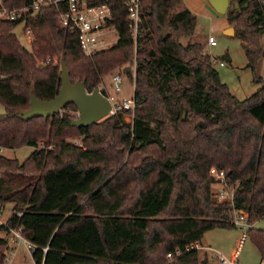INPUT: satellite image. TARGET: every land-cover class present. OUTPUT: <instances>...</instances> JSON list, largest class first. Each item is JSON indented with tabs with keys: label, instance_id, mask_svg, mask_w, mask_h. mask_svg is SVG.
Returning <instances> with one entry per match:
<instances>
[{
	"label": "trees",
	"instance_id": "obj_1",
	"mask_svg": "<svg viewBox=\"0 0 264 264\" xmlns=\"http://www.w3.org/2000/svg\"><path fill=\"white\" fill-rule=\"evenodd\" d=\"M235 1L227 22L254 73L264 59V0ZM140 2L135 40L116 0L110 24L118 41L90 56L60 25L59 6L0 21V150L33 148L22 162L0 154V208L11 206L7 224L35 247L34 264H214L186 249L208 231L234 228V210L252 224L264 217V85L236 99L192 40L196 15L180 8L183 0ZM19 25L32 31L29 49L13 33ZM52 57L59 64L45 63ZM61 61L71 83L85 81L89 93L135 62L134 78L126 76L133 112L77 128L69 104L47 119L22 120L32 95L50 101L58 94ZM212 168L239 182L232 206L217 201ZM246 236L264 264V230L251 227ZM7 250L0 238V264Z\"/></svg>",
	"mask_w": 264,
	"mask_h": 264
},
{
	"label": "built area",
	"instance_id": "obj_2",
	"mask_svg": "<svg viewBox=\"0 0 264 264\" xmlns=\"http://www.w3.org/2000/svg\"><path fill=\"white\" fill-rule=\"evenodd\" d=\"M119 1H121V4L127 12V20L132 31V37L135 40L142 20L141 2L140 0ZM115 2L116 0H31L29 6H24L20 9L9 10L0 6V21H16L19 18H26L42 8L59 6L61 9L58 16L60 25L76 35L79 47L86 56H90L97 51L114 46L118 41L117 31L115 27L110 24L114 17ZM23 35L28 44L32 42L33 34L30 28H23ZM207 44L210 47L216 46L213 37L208 38ZM212 62L217 64L215 59H212ZM45 63L52 65L59 64L56 57L47 58ZM219 65L223 66V63H220ZM129 67L131 68L130 73L132 78H134L135 62ZM122 75V70L111 75L113 90L116 93L121 90ZM105 96L111 105L110 116L123 111L133 112V98L121 102H115L111 97H108L107 95ZM74 143H77V141ZM209 174L213 178V186H216V190H213V193L217 201L229 203L232 206L235 190L237 189L239 182L229 184L226 180V174L223 171H217L214 168L210 169ZM4 212L5 210H1L0 208V232L2 233L0 238L5 239L8 245L3 264H11L10 258L15 255L16 247L18 246L23 247L27 256L30 258L31 263L34 264L32 261V253L35 251V247L20 235V229L14 230L8 226V216L4 218ZM16 215L21 216L20 213H16ZM231 223L233 226H241L245 233L240 237L239 245L230 258H225L220 254L216 255L215 258L218 264H236L238 248L246 239L248 229L251 228V225L247 222V214L242 211L234 210ZM203 249L209 250V248H203L200 244H193L189 246L186 251L196 250L198 252ZM170 256L171 254L168 255V258H170Z\"/></svg>",
	"mask_w": 264,
	"mask_h": 264
},
{
	"label": "rangeland",
	"instance_id": "obj_3",
	"mask_svg": "<svg viewBox=\"0 0 264 264\" xmlns=\"http://www.w3.org/2000/svg\"><path fill=\"white\" fill-rule=\"evenodd\" d=\"M1 2L2 0H0V4ZM235 2V0H230L228 10L232 8ZM198 3L199 4L196 6L201 7V10L195 14L196 30L192 40L202 44L204 51L212 59L217 61V64H214V66L219 73L220 81L228 87L232 96L243 101L255 94L264 85V59L258 63L253 73L251 69L247 67L248 60L244 52L243 42L235 35L233 37H227L224 34L226 29L233 28L231 25H228L227 13L224 16L218 15L207 0H198ZM182 7H185L184 4L180 6V8ZM180 8L174 9V12ZM23 28V25H19L14 29L13 33L18 37L21 44L29 49V44L23 35ZM209 37H213L215 40V47L208 46L207 40ZM181 41L183 43L186 42L184 38H181ZM224 55L229 56L230 62L227 63L222 60ZM220 63H223V66H220ZM115 72H117V70L105 76L98 89L104 90L106 95L111 97L115 102L132 99L134 86L124 75L121 76L122 85L120 92H114L111 75ZM3 114V108L0 106V115ZM126 121H130L129 116L126 118ZM32 151L33 148L29 146L15 150L2 149L1 155L8 159H16L22 162ZM212 190H216V186H213ZM10 207L11 206L8 205L5 208L4 218L10 215ZM248 224L255 229L264 230V217L253 224ZM243 233H245V231L241 226H234L232 229H214L206 232L200 244L203 248H209V250L203 249L202 251H198L199 257L202 258L205 255L212 259L214 264H218L215 258L217 254L225 258H230L237 249L239 239ZM1 235L2 233L0 232V236ZM10 262L11 264H32L22 246L16 247L15 255L10 258ZM261 263L262 261L258 251L246 236V239L238 248L236 264Z\"/></svg>",
	"mask_w": 264,
	"mask_h": 264
},
{
	"label": "water",
	"instance_id": "obj_4",
	"mask_svg": "<svg viewBox=\"0 0 264 264\" xmlns=\"http://www.w3.org/2000/svg\"><path fill=\"white\" fill-rule=\"evenodd\" d=\"M212 9L221 16L227 13L230 6V0H207ZM237 7V3H234ZM225 36L233 37L235 31L233 28H228L224 31ZM163 38L167 37V33L162 31ZM131 68L126 66L122 73L124 76L129 75ZM60 88L58 94L50 101L38 100L34 95L30 97V107L19 117L27 121L32 118L48 117L58 114L67 105L72 104L77 109V118L72 121V125L77 128L90 126L105 117L110 116L111 105L105 95L97 88L92 92H87L85 89V81H77L71 83L69 71L64 61L60 62Z\"/></svg>",
	"mask_w": 264,
	"mask_h": 264
},
{
	"label": "crops",
	"instance_id": "obj_5",
	"mask_svg": "<svg viewBox=\"0 0 264 264\" xmlns=\"http://www.w3.org/2000/svg\"><path fill=\"white\" fill-rule=\"evenodd\" d=\"M184 6L189 9L193 13H198L201 10V7H197L196 5L199 4L198 0H183ZM181 41V39H180ZM182 42V41H181ZM183 43V42H182ZM215 47V46H214ZM201 245V244H200ZM234 253V252H233Z\"/></svg>",
	"mask_w": 264,
	"mask_h": 264
}]
</instances>
